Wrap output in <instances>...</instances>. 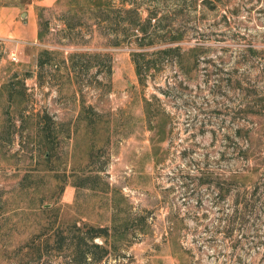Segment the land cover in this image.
Listing matches in <instances>:
<instances>
[{"label": "rangeland", "instance_id": "rangeland-1", "mask_svg": "<svg viewBox=\"0 0 264 264\" xmlns=\"http://www.w3.org/2000/svg\"><path fill=\"white\" fill-rule=\"evenodd\" d=\"M93 1L0 42V264H264V0Z\"/></svg>", "mask_w": 264, "mask_h": 264}, {"label": "trees", "instance_id": "trees-1", "mask_svg": "<svg viewBox=\"0 0 264 264\" xmlns=\"http://www.w3.org/2000/svg\"><path fill=\"white\" fill-rule=\"evenodd\" d=\"M93 1V0H92ZM95 3V1H93ZM46 7H38V24L39 28H42L46 24L41 20L42 11H44ZM99 8H96L94 10V13L96 14ZM135 19H133L134 26H136V30L140 32H148L149 26H151V18H155V14L152 13L147 19V23L144 26V24H138L139 22V14L136 10H133ZM98 16V15H97ZM79 21L77 22V24ZM76 23L68 20L67 26L68 27H74ZM44 28V27H43ZM43 28L39 31V36L41 35V32ZM134 28V27H133ZM152 42H149L148 44H151ZM117 44V43H114ZM164 52H170L171 48L163 49ZM49 52L47 50H43L42 54H48ZM80 54H86L84 53H74L73 56L76 59V55ZM133 61L136 65V73L139 77V79L142 81L141 77V68L143 64L138 59V57L145 56V53L142 51H134L131 53ZM83 55V56H84ZM48 57L46 55V60L48 61ZM44 61L43 59L39 60V64H42ZM76 60L73 64V67L75 68ZM8 97H12V91H8ZM47 130V129H46ZM85 225H77L74 224L72 228H70L69 232H65L66 230H60L57 233L53 234V244H54V250L58 252V254H62V256L69 260L71 262L70 264H92L100 261L103 257H105L108 253V247L106 246V243L98 242L96 239L100 237H107L109 235V232L107 229H104L103 227L95 228L92 226H85ZM107 240V238H106ZM48 241L49 238L47 237L44 239V245L48 247ZM43 252L41 244L36 245V254L41 256ZM62 252V253H61ZM34 253V252H33Z\"/></svg>", "mask_w": 264, "mask_h": 264}, {"label": "crops", "instance_id": "crops-1", "mask_svg": "<svg viewBox=\"0 0 264 264\" xmlns=\"http://www.w3.org/2000/svg\"><path fill=\"white\" fill-rule=\"evenodd\" d=\"M57 1L0 0V37L5 41L36 42L39 38L38 7L49 8Z\"/></svg>", "mask_w": 264, "mask_h": 264}, {"label": "built area", "instance_id": "built-area-1", "mask_svg": "<svg viewBox=\"0 0 264 264\" xmlns=\"http://www.w3.org/2000/svg\"><path fill=\"white\" fill-rule=\"evenodd\" d=\"M3 38L0 37V42L2 41ZM4 40V39H3ZM12 59H16V55L14 53H12Z\"/></svg>", "mask_w": 264, "mask_h": 264}]
</instances>
